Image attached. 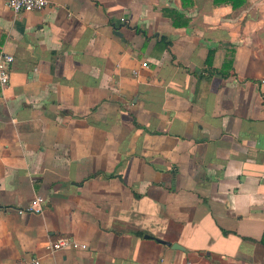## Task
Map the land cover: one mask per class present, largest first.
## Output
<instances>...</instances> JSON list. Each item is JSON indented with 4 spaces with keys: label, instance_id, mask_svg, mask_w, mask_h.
Segmentation results:
<instances>
[{
    "label": "crops",
    "instance_id": "obj_1",
    "mask_svg": "<svg viewBox=\"0 0 264 264\" xmlns=\"http://www.w3.org/2000/svg\"><path fill=\"white\" fill-rule=\"evenodd\" d=\"M48 1L0 0V264H264V0Z\"/></svg>",
    "mask_w": 264,
    "mask_h": 264
},
{
    "label": "built area",
    "instance_id": "obj_2",
    "mask_svg": "<svg viewBox=\"0 0 264 264\" xmlns=\"http://www.w3.org/2000/svg\"><path fill=\"white\" fill-rule=\"evenodd\" d=\"M49 4L48 0H8L9 7L16 13L32 12L45 9ZM121 22L125 23L126 19L122 18ZM14 56L0 52V88H5L10 82V71L14 63ZM143 66L147 67V63ZM46 206V200L42 196L34 198L28 206L18 209L17 212L20 215L27 213L40 214L44 211ZM64 247H74L76 249H88V245L76 242L73 238L64 237L56 242L49 243L47 249L51 252L60 250ZM34 264H39V261L34 260Z\"/></svg>",
    "mask_w": 264,
    "mask_h": 264
},
{
    "label": "trees",
    "instance_id": "obj_3",
    "mask_svg": "<svg viewBox=\"0 0 264 264\" xmlns=\"http://www.w3.org/2000/svg\"><path fill=\"white\" fill-rule=\"evenodd\" d=\"M247 0H216V4L225 3L233 7V9L241 8L246 4Z\"/></svg>",
    "mask_w": 264,
    "mask_h": 264
},
{
    "label": "water",
    "instance_id": "obj_4",
    "mask_svg": "<svg viewBox=\"0 0 264 264\" xmlns=\"http://www.w3.org/2000/svg\"><path fill=\"white\" fill-rule=\"evenodd\" d=\"M159 242H161V243H165V242H163V241H159ZM173 247H174V248H180V247H179L178 245H176V244L173 245Z\"/></svg>",
    "mask_w": 264,
    "mask_h": 264
}]
</instances>
